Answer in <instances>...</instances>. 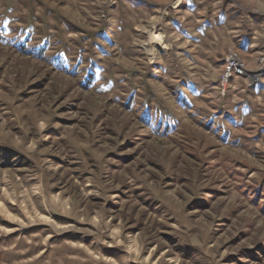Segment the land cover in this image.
Returning a JSON list of instances; mask_svg holds the SVG:
<instances>
[{
    "label": "rangeland",
    "instance_id": "374dc122",
    "mask_svg": "<svg viewBox=\"0 0 264 264\" xmlns=\"http://www.w3.org/2000/svg\"><path fill=\"white\" fill-rule=\"evenodd\" d=\"M0 264H264V0H0Z\"/></svg>",
    "mask_w": 264,
    "mask_h": 264
},
{
    "label": "bare ground",
    "instance_id": "6f19581e",
    "mask_svg": "<svg viewBox=\"0 0 264 264\" xmlns=\"http://www.w3.org/2000/svg\"><path fill=\"white\" fill-rule=\"evenodd\" d=\"M233 61H236V62H231L230 65H228V55L224 59L225 70H224L223 77H222V80H223L222 89L223 90L225 88V83L230 78L234 76L244 75L246 72L245 64L235 53H233Z\"/></svg>",
    "mask_w": 264,
    "mask_h": 264
},
{
    "label": "built area",
    "instance_id": "2783aa9c",
    "mask_svg": "<svg viewBox=\"0 0 264 264\" xmlns=\"http://www.w3.org/2000/svg\"><path fill=\"white\" fill-rule=\"evenodd\" d=\"M231 62H236V61H233V52L228 53V65H230Z\"/></svg>",
    "mask_w": 264,
    "mask_h": 264
}]
</instances>
